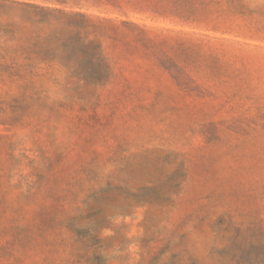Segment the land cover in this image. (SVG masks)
I'll return each mask as SVG.
<instances>
[{"label": "rangeland", "instance_id": "374dc122", "mask_svg": "<svg viewBox=\"0 0 264 264\" xmlns=\"http://www.w3.org/2000/svg\"><path fill=\"white\" fill-rule=\"evenodd\" d=\"M231 4L230 33L135 16L217 51L190 91L138 49L97 95L0 68V264H264V0Z\"/></svg>", "mask_w": 264, "mask_h": 264}, {"label": "trees", "instance_id": "16d2710c", "mask_svg": "<svg viewBox=\"0 0 264 264\" xmlns=\"http://www.w3.org/2000/svg\"><path fill=\"white\" fill-rule=\"evenodd\" d=\"M236 1L0 0V68L66 83L65 92L97 95L114 77L111 50L138 49L157 59L181 90L190 91L195 80L188 67L218 60L217 51L209 47L205 53L204 43H195L189 31L155 27L135 16L230 33L240 18L231 4ZM69 80L74 85L68 86Z\"/></svg>", "mask_w": 264, "mask_h": 264}]
</instances>
